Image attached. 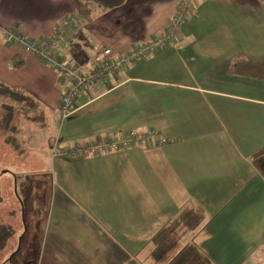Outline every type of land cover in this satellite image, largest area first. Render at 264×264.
<instances>
[{
  "label": "crops",
  "instance_id": "0c3cea01",
  "mask_svg": "<svg viewBox=\"0 0 264 264\" xmlns=\"http://www.w3.org/2000/svg\"><path fill=\"white\" fill-rule=\"evenodd\" d=\"M182 1L124 0L88 21L86 0H0V31L42 41L73 16L77 28L56 51L85 63L96 48L115 58L160 36ZM187 1L192 13L178 44L89 87L63 121L59 74L7 46L0 32V83L29 94L44 124L55 114L52 149L150 131L170 140L99 157L51 155L49 170L9 165L5 174L16 191L28 190L35 219L25 259L35 244L34 264H264V177L251 162L264 147V80L228 72L237 58L264 60V7L260 0ZM20 157L36 162L35 153L12 159ZM42 181L53 199L37 229L32 196ZM185 208L199 211V225L154 240Z\"/></svg>",
  "mask_w": 264,
  "mask_h": 264
},
{
  "label": "built area",
  "instance_id": "2783aa9c",
  "mask_svg": "<svg viewBox=\"0 0 264 264\" xmlns=\"http://www.w3.org/2000/svg\"><path fill=\"white\" fill-rule=\"evenodd\" d=\"M192 13V7L188 1H182L176 14L170 20L164 32L152 38L148 43L141 45L127 53L112 58V51L107 48H96L92 56L85 63L67 60L58 55L56 44L67 41L68 36L77 28L75 18L69 16L61 20L60 26L56 27L47 39L36 41L18 32L15 28H3V41L7 46L18 47L24 53L38 58L44 65L56 71L60 76L61 85L65 86L58 103V115L61 121L68 119L75 113L77 98L97 84H107L120 71L134 62L153 55L160 47H171L180 42V26ZM93 45V41L89 39ZM89 67V72L84 68ZM153 131L145 134L126 133L120 137H98L87 144H76L60 152L55 147L54 155L79 159L84 156L99 157L110 152H119L134 147L155 148L170 142L160 139Z\"/></svg>",
  "mask_w": 264,
  "mask_h": 264
},
{
  "label": "rangeland",
  "instance_id": "374dc122",
  "mask_svg": "<svg viewBox=\"0 0 264 264\" xmlns=\"http://www.w3.org/2000/svg\"><path fill=\"white\" fill-rule=\"evenodd\" d=\"M89 41V39H88ZM98 84V83H97ZM96 85V84H95ZM0 103H3L2 99L0 98ZM7 103V102H6ZM2 115V112L0 111V116ZM42 114L39 112H35L32 114L31 118L36 117V121L31 123L30 121H26L23 117H16V123H14L17 126V130L13 133H5L1 131L2 125L0 126V174H2L3 171H6L9 169V165H38V167H22L20 169H40L41 166L45 167L46 170L50 169L51 164V155L58 156V154L54 155V148L52 149V142L54 141L55 133L57 131V125L55 124L57 117L55 114H49L46 124L45 123V115H43L44 119L42 121ZM6 138H9V140H12V142L18 146L17 150H13L11 147V144H7L5 142ZM6 143V144H5ZM134 148H142L144 147H134ZM132 149V148H131ZM148 149V148H145ZM127 150V149H126ZM130 150V149H128ZM20 151L21 153H35V161L36 162H28V160L25 157H20L18 161H13V155ZM11 154V155H9ZM88 156H84L83 158H87ZM25 158V159H24ZM77 158L78 157H74ZM30 159V155L28 157ZM82 159V158H81ZM41 160V162H40ZM2 168V169H1ZM4 169V170H3ZM6 169V170H5ZM8 173V172H7ZM3 176H11V177H3ZM0 177V212L4 214L5 220H8V223H11L18 229L17 234L15 235V239L13 241V246L10 248H7L5 250H0V264L5 261L7 258H9L10 249L12 250L16 249L17 241L20 243L17 245V248H19V251L17 255L13 258V262L17 264H25L28 260L24 258V251L27 246V243L30 241L31 238V232H32V224H35L32 222L34 218L32 211H29V208L27 207L28 199L29 198H23L24 205L18 204L17 196L15 195L14 188L15 186H12L14 182L13 175L5 174ZM9 182L7 181V179ZM13 178V179H12ZM50 179V176L47 177ZM25 183V182H24ZM45 181H42V185H39V188H37V192L32 196L34 198L35 203L37 205L38 210H35L37 212V229L41 227V224L44 223L47 213V208L50 203V200H52L53 196V190L51 192L50 187L46 183L44 185ZM12 187V188H11ZM23 190H18L17 194L22 197ZM19 198V197H18ZM22 205V206H21ZM14 212L13 217H11V213ZM35 221V219H34ZM41 233V229L39 231ZM38 247L33 244L31 248H29L28 257H33L34 254H36ZM17 250V249H16ZM23 253V254H22ZM31 254V256H30ZM24 255V256H23ZM23 256V257H22Z\"/></svg>",
  "mask_w": 264,
  "mask_h": 264
},
{
  "label": "trees",
  "instance_id": "16d2710c",
  "mask_svg": "<svg viewBox=\"0 0 264 264\" xmlns=\"http://www.w3.org/2000/svg\"><path fill=\"white\" fill-rule=\"evenodd\" d=\"M124 0H86L85 5L82 6L83 13L87 17L88 21H91V14L96 13L99 10H111L118 6H120L123 3ZM262 3V6L264 7V0H260ZM81 7V5H80ZM88 15V16H87ZM230 75L234 76H240V77H246V78H252L257 80H264V60L262 61H248L244 58H237L234 60L228 70ZM0 98L2 99L3 103H0V111L2 112V115L0 116V126L2 125L1 131L5 133H13L17 130V126L14 124L16 123V117H23L26 119V121L35 122L36 117L31 118L32 114L35 112H38L37 110H32V102L33 98L24 92L23 90H16V89H10L6 86H4L2 83H0ZM7 102V103H6ZM5 142L8 144H11L12 148L14 150L18 149V146L15 145L12 140H9V138H6ZM251 162L254 165V167L262 174L264 177V147L261 148L258 152H256L251 157ZM9 173V172H8ZM29 195L28 190H26L24 193H22V197L18 195L17 200L18 204L19 201H21V204L24 205L23 198H27ZM27 207L30 209L31 203L28 200V203L26 204ZM25 206V205H24ZM12 212V211H11ZM14 212L11 213V217H13ZM4 214L0 212V250H5L7 248H10L13 246V241L16 232L18 229L11 223H8V220H5ZM201 219V216L199 214V211L191 210V208H185L182 210L178 217L174 220H171V223L166 225L162 230H160V233L154 238V240L158 239L160 236L163 237L167 234H169L172 231H175V229H191L195 228L199 225V221ZM160 237V238H161ZM159 238V239H160ZM158 239V240H159ZM18 245V241H17ZM16 245V249H17ZM10 249V255H13L11 261H9V258H7L5 261H3L1 264H17L13 262V258L17 255L18 252L15 250ZM31 256V254H30ZM37 258V253L34 254V256L29 259L25 264H34L35 260ZM209 261V260H208ZM207 261V262H208Z\"/></svg>",
  "mask_w": 264,
  "mask_h": 264
},
{
  "label": "water",
  "instance_id": "95a60500",
  "mask_svg": "<svg viewBox=\"0 0 264 264\" xmlns=\"http://www.w3.org/2000/svg\"><path fill=\"white\" fill-rule=\"evenodd\" d=\"M6 172H7V171H3L2 174H5ZM14 192H15V195L18 197V194H17L16 188L14 189ZM20 203H21V202H20ZM21 206H22V205H21ZM19 243H20V239H19ZM19 243H18V245H19ZM18 251H19V248H17L16 252H18ZM12 257H13V255H11V256L9 257V261H11Z\"/></svg>",
  "mask_w": 264,
  "mask_h": 264
}]
</instances>
